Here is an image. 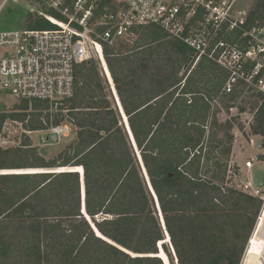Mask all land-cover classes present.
Wrapping results in <instances>:
<instances>
[{
	"label": "trees",
	"instance_id": "trees-1",
	"mask_svg": "<svg viewBox=\"0 0 264 264\" xmlns=\"http://www.w3.org/2000/svg\"><path fill=\"white\" fill-rule=\"evenodd\" d=\"M255 22L264 25V0L249 11L246 23ZM30 26L51 24L39 19ZM155 34L140 32L138 53L106 55L138 152L92 61L75 66L73 95L62 101L66 113L60 106L54 114V124L65 116L73 121L74 139L50 159L29 139L26 148L0 150V264H164L157 212L177 264H240L262 201L225 186L234 119L220 122L209 103L220 95L227 109L239 93L221 92L227 73L212 62L182 71L191 49L174 41L153 46ZM141 62L147 70L140 71ZM131 77L134 83L125 85ZM47 106L33 100L30 115ZM19 107L27 110L28 102ZM251 107L257 108L251 132L264 137V97ZM29 127L44 126L33 120ZM263 242L264 206L247 254L256 248L264 256Z\"/></svg>",
	"mask_w": 264,
	"mask_h": 264
},
{
	"label": "built area",
	"instance_id": "built-area-1",
	"mask_svg": "<svg viewBox=\"0 0 264 264\" xmlns=\"http://www.w3.org/2000/svg\"><path fill=\"white\" fill-rule=\"evenodd\" d=\"M8 1L0 0V13ZM35 2L39 8L35 16L51 24L49 28L0 32V150L28 147L24 141H31L33 132L56 134L59 138L68 134L71 127L76 128L67 116L60 124L53 121L58 105L73 95L77 64L91 61L97 64L99 75L121 111L106 55L119 56L122 49L126 54L139 50L141 47L135 48V44L140 32L152 27L160 30L165 40L181 42L191 49L183 69L188 66L192 69L201 60L212 62L227 73L222 93L238 91L244 97H264V25L247 24L248 8L235 10L236 0ZM33 100L47 101L48 106L32 118ZM23 101L28 102L27 110L17 105ZM209 103L211 110L218 109L216 117L219 114L225 115V120L245 117L240 133H252L257 108L245 107L242 97L230 102L227 109L220 95ZM23 112L27 113L24 119L14 116ZM33 120L44 127L31 129L29 124ZM204 128L208 130V126ZM253 137H249V144L258 147L263 136L253 134ZM255 162L263 165L264 157H249L244 169L238 167L237 171V165L228 162L225 186L256 197L263 205L264 187H257L252 181ZM37 171L42 170H26Z\"/></svg>",
	"mask_w": 264,
	"mask_h": 264
},
{
	"label": "rangeland",
	"instance_id": "rangeland-1",
	"mask_svg": "<svg viewBox=\"0 0 264 264\" xmlns=\"http://www.w3.org/2000/svg\"><path fill=\"white\" fill-rule=\"evenodd\" d=\"M254 3H255V0H236V2L234 4V9L237 10V9H241V7H246V8H248V11H250L252 9ZM38 10H39V8L37 7L35 0H9L8 3L6 4V6L3 8V10L0 13V32L20 31L26 27H31L30 25L32 24V22L37 23L39 21V19L35 16V13ZM148 31L150 33H152L153 31H156V34H155L156 38H155V42H153V46H155L156 44H160V43L168 41V40L164 39L163 35H161V34H159V32H157V28L152 27ZM144 47H145L144 49L146 52L150 48V45H148V44L146 45L144 43ZM125 52H126L125 49L120 50V55L121 56L129 55V54H126ZM135 52L138 53L137 50H135L133 53H135ZM136 57H138V56H136ZM155 57L156 56H153L152 58L155 59ZM158 59H160V58H158ZM168 60H169V58H166V59H164V62H166ZM92 62L97 67V64L94 61H92ZM153 65H157L158 69H161V67H163V65H161L160 63L153 64ZM139 67H140V71L147 70L148 69V62H141L139 64ZM183 70L184 69H182V71ZM182 71H181V73H182ZM100 78H101L102 85L104 88L103 94L106 96L108 103L110 104V106L114 110L115 114L119 118V123L121 124L122 128L124 129L125 133L127 134L126 127L122 121V116H121L117 106L115 105V102L113 100L111 92H110L109 88L107 87V85L105 84L104 78L101 77V75H100ZM133 83H134V77H131L128 80V83L125 85L129 86ZM157 83H161V79H157ZM240 97H242V101H243L242 104L245 105V107H251L252 100L256 99V97H254V96L250 95L248 97H244V96H242V94L239 93V96L236 98V100H238ZM18 103H17V105L21 104V103L20 104H18ZM62 104H63V102L61 104H59L58 107L62 106V107H64V109H66L67 106L66 105L63 106ZM31 111H32V109H31ZM217 117H218L217 119L220 122H224L226 116L223 114H219ZM244 119H245V117L237 116L233 120V123L235 126L232 129L234 140H235V137L238 136V138H237L238 139V145H239V148L242 151L244 157L255 158V157H258V155H262L264 157V149H259L256 145L249 144V141H248L249 137H253V134L250 132H248V133L241 132L240 133V130L242 129L241 127H243L242 121ZM75 132H76V128L71 127V131L68 134L60 135L57 142H43L40 140L41 134L38 132H33L30 134L31 145L37 150L39 155H41L45 159H50V158L55 157L73 139V137L76 135ZM235 135H237V136H235ZM234 140H233V142H234ZM130 145L134 151L135 150L137 151V148L135 145H133V146H132V144H130ZM229 163H231L233 165H237L236 162H234L231 159V156H230ZM255 164L257 165V162H255ZM261 166L264 167V164ZM237 167H240V169L243 170V168H241V166L237 165ZM55 171H58V170H55ZM21 172H23V171H21ZM142 174L145 177L143 170H142ZM242 174H244V172H242ZM144 179H145V181H147L146 177ZM146 184H147L146 187H147L150 195H152L151 190L149 188L150 185L148 186V181L146 182ZM260 212H261V210H260ZM260 212H259V215H260ZM259 215L257 216L256 224H257ZM85 216H86V214H85ZM157 216H158V219L160 220L161 213L159 215L157 212ZM86 218H87V216H86ZM87 219L90 220V218H87ZM256 224H255L254 229L256 228ZM164 228L161 227L163 240H161L157 245L159 255L161 256L162 260L164 261V264H177V261L175 258V253L173 251L171 241H170L169 236H168V234ZM254 229H253V231H254ZM253 231H252L250 237H252ZM250 237H249V239H250ZM249 239L247 241L246 250L242 255V259H241L240 264H264V256L261 254V251L259 249L255 248L254 252L247 254V252H248L247 249L249 247ZM161 243H164V244H162V246H161ZM261 249L264 250V242L261 245Z\"/></svg>",
	"mask_w": 264,
	"mask_h": 264
},
{
	"label": "water",
	"instance_id": "water-1",
	"mask_svg": "<svg viewBox=\"0 0 264 264\" xmlns=\"http://www.w3.org/2000/svg\"><path fill=\"white\" fill-rule=\"evenodd\" d=\"M127 134H128V136H129V138L131 140V136H130V134L128 132V129H127ZM40 140L43 141V142H57L58 141V136L56 134L41 135L40 136ZM258 148L259 149H264V137L259 140ZM139 162H140L141 169L143 170V173H144V175L146 177V173H145V170H144V168L142 166V163H141L140 160H139ZM252 181L257 187H264V168L263 167L257 166V167H255L253 169V171H252ZM148 186H149V183H148ZM149 188H150V186H149ZM150 190H151V188H150ZM151 194L154 197V194L152 193V191H151ZM160 222H161V224L163 222L162 216L160 217ZM162 227L164 228V223L162 224Z\"/></svg>",
	"mask_w": 264,
	"mask_h": 264
},
{
	"label": "crops",
	"instance_id": "crops-1",
	"mask_svg": "<svg viewBox=\"0 0 264 264\" xmlns=\"http://www.w3.org/2000/svg\"><path fill=\"white\" fill-rule=\"evenodd\" d=\"M119 97V96H118ZM119 103H120V99H119ZM120 109H121V111L119 110V108H118V110H119V112H120V114H121V116H122V121H123V123H124V125H125V127H126V130L128 129V131H129V128H128V126H127V123H126V119H125V114H124V112H123V109H122V105H121V103H120ZM76 134V133H75ZM76 136V135H75ZM75 136L73 137V139L75 138ZM235 136H237V135H235ZM238 136L237 137H235V140H234V142L232 143V148H231V159L234 161V162H236V164L238 165V166H241V168H243L244 169V163H245V161L249 158V157H244L243 156V153H242V151L240 150V148H239V145H238ZM258 166V164L255 166V167H257ZM260 167H263V166H261V165H259ZM264 168V167H263ZM58 171H60V170H58ZM37 172H40V171H37ZM81 175H82V170H81ZM147 177V176H146ZM147 181H148V178H147ZM151 188V187H150ZM82 192H83V189H82ZM84 206V205H83ZM83 212H84V208H83V210H82ZM85 213V212H84ZM86 214V213H85Z\"/></svg>",
	"mask_w": 264,
	"mask_h": 264
},
{
	"label": "bare ground",
	"instance_id": "bare-ground-1",
	"mask_svg": "<svg viewBox=\"0 0 264 264\" xmlns=\"http://www.w3.org/2000/svg\"><path fill=\"white\" fill-rule=\"evenodd\" d=\"M129 132V134H130V131H128ZM131 135V134H130ZM133 139H132V136H131V141H132ZM133 142V145H134V141H132ZM263 206H264V203H263ZM263 206H262V208H263ZM262 208H261V210H262ZM162 224H163V222H162Z\"/></svg>",
	"mask_w": 264,
	"mask_h": 264
},
{
	"label": "flooded vegetation",
	"instance_id": "flooded-vegetation-1",
	"mask_svg": "<svg viewBox=\"0 0 264 264\" xmlns=\"http://www.w3.org/2000/svg\"><path fill=\"white\" fill-rule=\"evenodd\" d=\"M125 117H126V120H127V116L125 115ZM158 256V255H157Z\"/></svg>",
	"mask_w": 264,
	"mask_h": 264
}]
</instances>
